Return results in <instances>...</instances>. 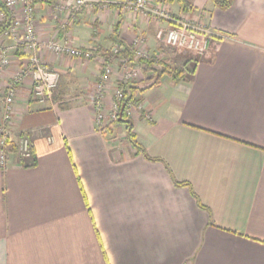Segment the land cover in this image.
Instances as JSON below:
<instances>
[{
    "label": "crops",
    "instance_id": "1",
    "mask_svg": "<svg viewBox=\"0 0 264 264\" xmlns=\"http://www.w3.org/2000/svg\"><path fill=\"white\" fill-rule=\"evenodd\" d=\"M186 1L187 10L162 4L205 22L211 51L190 82L166 74L137 84L142 109L130 121L144 155L114 127H98L95 98L106 61L107 114L124 58L141 51L183 66L158 38L170 24L115 6L69 20L37 9L40 41L67 39L96 56L42 52L61 75L53 105L37 102L30 78L18 86L11 131L15 140L31 135L37 165L11 153L0 169V264H264V0ZM4 48L1 91L26 61L15 45Z\"/></svg>",
    "mask_w": 264,
    "mask_h": 264
},
{
    "label": "built area",
    "instance_id": "2",
    "mask_svg": "<svg viewBox=\"0 0 264 264\" xmlns=\"http://www.w3.org/2000/svg\"><path fill=\"white\" fill-rule=\"evenodd\" d=\"M162 2V0H3L4 9L0 8V22L5 20L7 11L11 15V25L0 36L3 40L13 41L15 49L21 50L26 57V61L7 88L4 91L0 90V169L3 170L7 167V150L11 143L16 144L19 157L28 158L31 156V135L24 134L15 140L11 131L15 119L18 86L24 84L30 78L32 81V94L37 102L44 105L54 104V94L61 75L58 71L50 70L43 64L41 60L42 52L48 51L52 54L68 55L72 58L88 61L96 56L94 50L73 47L67 39L60 41L55 37L45 42L40 41L36 32L37 9L42 6L50 7L55 17L59 18L66 15L67 20H69L82 10H92L97 6L103 9L115 6L134 15L142 14L168 22L170 27L161 30L158 34L159 40L166 47L199 57L207 56L211 51L210 41L213 38V33L207 24L203 21L194 22L185 18H176ZM18 9L21 12L20 16L15 13ZM141 44V41L137 40L135 42L139 49ZM120 52V48L113 50L114 54ZM142 53L138 51L137 58L151 59L150 56H143ZM9 65L8 50L0 42V89L2 75ZM103 65V73L95 98L97 101L96 123L100 129L109 126L107 125L103 99L108 93L107 84L113 73V69L107 61ZM121 66L125 77L122 78L114 92L113 104L111 111L108 113V123L117 121L122 110L125 111L130 120L137 110L142 109V106L135 102L125 103L124 92L126 89L128 90L129 86H132V81L137 80L138 74L142 70L134 66L127 58L122 60ZM123 105H125L124 108Z\"/></svg>",
    "mask_w": 264,
    "mask_h": 264
},
{
    "label": "trees",
    "instance_id": "3",
    "mask_svg": "<svg viewBox=\"0 0 264 264\" xmlns=\"http://www.w3.org/2000/svg\"><path fill=\"white\" fill-rule=\"evenodd\" d=\"M165 2H178L181 5L182 9L187 10V8L189 7V3L186 0H162ZM215 3L217 4V6H219L220 8H228L230 7L231 3L233 0H214ZM2 8L4 9V6L2 5ZM11 25V15L9 12L6 11V18L3 22H0V35L3 34L6 30H8V28ZM124 43L121 42L119 44V46H123ZM126 51V50H124ZM131 54V53H130ZM126 56H129L128 54H125ZM130 62L136 66L141 68V70H143L144 75L148 74L150 71H152L153 69L155 70L156 68L153 66V62H151V60L149 59H137L135 60L133 57L130 59ZM170 61L169 60H165L163 65L165 67L164 71L157 76V78L155 80H153L152 85H156L164 75L168 74L172 77V79L174 81H183V82H190L191 79L194 76L195 73V66L197 64V61H194V63L192 62V60H188L184 62V65L180 67H176L172 68L170 66ZM193 64L192 66L188 67V65ZM139 90V88L135 87V86H131L128 88V90L126 89L125 92V103L128 102H137L135 96V93ZM124 103V104H125ZM125 107V105H123V108ZM118 126H122L125 128V132H126V139L127 141L132 145V147L136 150V154L140 155H144L145 154V150L143 147H141L135 140V134L133 132V125L132 122L128 119V117L126 116L125 111L122 110L120 117L117 121L113 122L112 124H110L109 128H113V127H118ZM111 128V130H112ZM106 129V128H105ZM102 129V130H105ZM24 135V134H22ZM21 135V136H22ZM8 156L11 153H16L18 154V148L16 146L15 143H11V145L9 146L8 150H7ZM20 164L23 167H35L37 165V160H36V156H35V152H34V148H31V156L28 158H21L20 157Z\"/></svg>",
    "mask_w": 264,
    "mask_h": 264
},
{
    "label": "rangeland",
    "instance_id": "4",
    "mask_svg": "<svg viewBox=\"0 0 264 264\" xmlns=\"http://www.w3.org/2000/svg\"><path fill=\"white\" fill-rule=\"evenodd\" d=\"M10 41V40H9ZM1 43H2V45L5 47V45L6 46H13L15 43L13 42V41H10V42H8V40H3V41H1ZM211 44V43H210ZM211 47V46H210ZM176 51V58L179 60H183L184 62L185 61H188V60H192V62L194 63V61H197V60H200V59H202V58H204V57H199V56H196V55H192V54H189V53H186V52H184V51H178V50H175ZM208 55H209V53H208ZM149 60H151V62H153V66L156 68L155 70L153 69L152 71H150L151 73H149L148 75H145L146 77H148V76H150L148 79L146 78V80H147V82H146V84H150L153 80H155L156 78H157V76H159L163 71H164V69H165V67H164V65H163V63H164V61H165V59H164V57H159V58H152V59H149ZM176 62V61H175ZM177 63V62H176ZM193 64H190V65H188V67H190V66H192ZM170 66L172 67V68H175V66L177 67L178 66V64H174V62L173 61H171V63H170ZM178 67H180L181 68V65L180 66H178ZM143 76H144V73L141 71V73L140 74H138V77H137V80H135V81H132V86H135V87H137V88H139L138 86H137V84L139 83V82H141L142 80H143ZM125 76H124V73H123V71L121 72V78H124ZM4 78L5 77H3V75H2V78H1V88L4 86ZM11 82V81H10ZM10 84V83H9ZM144 87H146V85H143V88ZM139 89H142V87L141 88H139ZM116 91V90H115ZM114 91V92H115ZM110 92V91H109ZM113 95H114V93H112ZM54 102H55V94H54ZM106 118H107V125H109L110 126V124H112L113 122H110V123H108V114H107V112H106ZM113 132H112V135L113 136H115V138H118V140L119 141H125L126 140V132H125V128L124 127H114V130H112Z\"/></svg>",
    "mask_w": 264,
    "mask_h": 264
}]
</instances>
